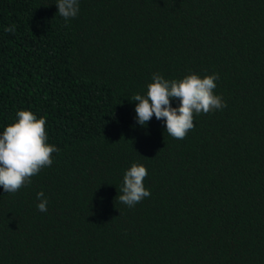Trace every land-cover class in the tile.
Instances as JSON below:
<instances>
[{
  "label": "trees",
  "instance_id": "1",
  "mask_svg": "<svg viewBox=\"0 0 264 264\" xmlns=\"http://www.w3.org/2000/svg\"><path fill=\"white\" fill-rule=\"evenodd\" d=\"M56 4L0 0V134L30 111L59 149L0 187V264H264V0H79L67 21ZM153 74H217L226 107L182 140L141 127ZM133 163L151 195L129 208Z\"/></svg>",
  "mask_w": 264,
  "mask_h": 264
},
{
  "label": "clouds",
  "instance_id": "2",
  "mask_svg": "<svg viewBox=\"0 0 264 264\" xmlns=\"http://www.w3.org/2000/svg\"><path fill=\"white\" fill-rule=\"evenodd\" d=\"M56 7L58 14L67 21L77 16L79 0H57ZM4 31L14 34L16 25H9ZM218 78L217 74L203 78L191 74L181 80H167L160 74H153L146 94L132 97L136 102V123L144 127L155 116L156 120H163L168 135L184 139L194 127V115L226 107L222 97L214 94ZM172 100H178V107L171 106ZM45 125L43 117L37 118L26 110L18 111L16 121L0 134V187L5 193L18 192L43 168L52 165V154L59 149L47 142ZM147 174V169L136 163L125 171L120 188L122 194L118 197L122 204L131 208L151 195L143 183ZM37 199L40 201L38 211L46 212L48 201L43 192L37 193Z\"/></svg>",
  "mask_w": 264,
  "mask_h": 264
}]
</instances>
